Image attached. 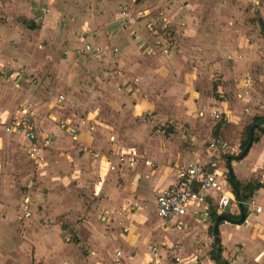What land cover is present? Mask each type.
<instances>
[{
  "label": "crops",
  "instance_id": "obj_1",
  "mask_svg": "<svg viewBox=\"0 0 264 264\" xmlns=\"http://www.w3.org/2000/svg\"><path fill=\"white\" fill-rule=\"evenodd\" d=\"M79 1L0 0V51L5 48L3 43L10 53V63L12 58H16L15 52L19 50L12 45L18 42L19 32L21 27H24L23 21L30 22L34 29L29 30H36L34 34H40V40L46 39L51 43L49 45L60 47L66 44L71 47L75 45V41L79 40L81 44L82 41H87L98 44L107 54L106 59H90L83 67L72 52L77 67H71V71L68 63L57 67L61 73L66 74L67 86H64L61 95L47 103L46 111L49 113L50 123L44 118V121L38 120L39 123L34 126L42 137L50 139L49 147L39 151L35 160H30L26 155L30 162H42L38 167L45 168L40 174L45 175L47 181L43 188L37 189L35 193L27 191L19 198L18 210L22 203L27 204L31 216L33 215L32 219H35L22 236L14 233V226L9 222V212L4 219H0V264H89L88 260L93 257L104 260L103 249L106 251L108 244L112 248L113 257L104 264L114 262L116 251L120 256L123 253L128 262L141 264L149 259L150 249L153 247L158 251L160 264H176L173 258L179 259L182 264H212L210 257L197 261L193 252L186 255L187 250H196L189 245L191 241L187 247L182 245L183 241L194 239L193 231L200 228L198 225L204 228V231L209 228V218L203 220L197 214L204 210V201L190 206L187 214L180 218L163 221L155 216L162 231L161 236H158L154 227L148 226L151 218L149 220L139 204L145 202V198L141 196L143 191L150 190V194L155 198L160 190L174 183L176 170L180 166L177 163L181 160L176 156V141H179V138L185 140L180 126L175 127L176 136L179 137L177 140L173 135L166 139L160 137V141H155L154 138L144 139L145 142L139 147L127 141L117 140L127 134L125 130L120 129V126L124 125L122 120H116L114 115L118 109L123 115L130 117L129 122L136 120L137 115H164L169 118L188 115L187 119H190L195 105L199 107L198 112L202 110L206 114V111L210 110L209 105L214 101L207 96V92L211 88L212 92L214 91V83L217 80L215 78H218L223 83L234 85L236 92H233L232 99L226 103H216L217 108L227 118L236 114L233 127L238 126L237 123L246 118L243 108L250 106L257 98H264V94L253 88L250 76L243 78L237 85L240 75L246 72L250 74L255 65H250L247 61L250 51L258 49L261 41H264V35H261L264 34V15L260 6H257L262 2L157 0L161 3L158 6L160 11L151 16L149 14L150 17L146 19L145 15L144 18L137 19L133 16L136 12H125L126 17H123L120 11L115 12L116 0H94L98 9L96 12H81L74 5ZM131 2L133 3L132 0ZM251 6L254 8L250 17L256 19L257 33L253 31L251 37L245 40V36L240 32L241 29L244 30L243 20L251 13ZM147 11L144 10V13ZM67 13H74L76 17V23L72 25L76 27L73 33L68 32L66 28L60 29L57 25L58 18L63 21V15L66 16ZM152 18L160 22L155 25ZM16 19L20 20L21 27L14 21ZM37 20H40V25ZM166 25L171 27V31H165ZM113 48L117 50L116 53H112ZM0 61L4 62L3 59ZM244 80L250 82L245 92L241 88ZM1 81L2 77L0 91L3 86ZM17 94L19 93L14 89H10V93L7 91L8 99L4 100L9 106L0 111L3 122L12 119L28 120L27 116H31L32 113L24 107L12 111L11 99ZM26 94L24 98H30L29 102L35 101V95L30 92ZM244 96L246 99L241 103ZM206 100H212L211 104H207ZM59 104H62V107H58ZM103 115L113 118L102 117ZM200 119L206 120L202 117ZM64 122L74 130V138L66 136L60 129L59 125ZM228 123L230 124L229 119L226 124ZM212 125L215 126L213 123ZM0 134L20 137L26 154L29 143L21 134L5 133L1 129ZM60 135H65L67 139L62 142ZM139 137L141 136L138 134L137 138ZM263 139L264 136H260L257 142L251 143L242 159L230 160L229 167L226 165L225 155L222 161L219 158L216 161L220 186L231 191L234 201L236 199L226 180L228 174L235 177L240 184L257 179L256 183L264 185V148L246 167V175L242 171H234L233 168L239 162L245 166L243 161L250 154V148L260 144ZM139 141L141 142V138ZM153 147L156 149L152 150ZM126 148H133L141 158L150 162L151 167L137 162L130 168L109 171L105 159L114 164L115 155ZM213 152L214 150L206 152L207 160L206 157L198 159L194 151L188 152L182 160L185 161L183 164L200 161L204 163L203 161L210 159ZM157 155L161 156L162 160L158 161ZM157 161L160 162L158 167ZM139 166L146 168L147 173L137 171ZM157 168L160 173L155 176ZM122 176L126 177V183L120 186L119 190L117 180ZM259 193H262L261 201L258 198ZM210 196L214 197V194L210 193ZM252 197L258 205L263 202L264 187L253 191ZM204 199L207 203L212 201L208 196ZM243 209L244 213L238 204H230L227 214L237 219L235 223L218 222L217 244L213 242L212 226L210 227L211 247H220V256L227 264H244L247 260L246 263L250 264H264V212L258 215L250 214L247 223H239L240 217L246 215L245 208ZM210 212L215 216L213 206ZM218 216L216 214L215 219ZM58 218L62 219L63 226L62 223H56ZM46 220L53 224L48 227L45 225ZM99 221L104 224L101 226ZM242 226L246 230L249 229L246 237L241 234ZM116 229L119 231L115 232ZM173 230L182 232L179 239H174L182 245L180 248L173 245L174 240L169 241L164 236L165 232ZM29 232L40 235V238L36 237L39 239L35 247L27 240L26 235H30ZM50 232H54L57 238L54 236L53 240L47 243L44 234ZM58 234H61L64 240L59 242ZM98 235L101 242L96 239ZM105 242L108 244L104 245ZM65 250L69 251L67 255L64 254Z\"/></svg>",
  "mask_w": 264,
  "mask_h": 264
},
{
  "label": "rangeland",
  "instance_id": "obj_2",
  "mask_svg": "<svg viewBox=\"0 0 264 264\" xmlns=\"http://www.w3.org/2000/svg\"><path fill=\"white\" fill-rule=\"evenodd\" d=\"M258 1L262 2V4L258 3L257 6H260V11L264 15V0H258ZM159 4L161 3L157 2V0H138L133 3L131 2V0H116L115 12L124 11L130 14L136 12L135 14H133V16H136L137 19L139 17L144 18V15H145L144 19H146L147 17H150L151 15L155 14V12L161 10L160 8H158ZM74 5L81 12H90V11L96 12L98 10L97 4L95 3L94 0H80L77 3H74ZM253 8H254L253 6L249 7L251 13L243 20L244 30L241 29L240 33L245 36V40H248L247 37H251L250 34H252L253 31L257 33L256 19L254 17H250L252 16ZM144 10L146 11L148 10V11L144 13ZM152 20L153 22H155V25H157V23L160 22L157 19L155 20L152 18ZM14 21L16 22V24H19L20 20L16 19ZM239 21L240 19H238L237 22L239 23ZM36 22L37 24L40 25V20L39 21L37 20ZM237 22H235V24H237ZM74 23H76L75 14L67 13L66 16L63 15V21L61 18H58L57 25L60 29L66 28L68 32L73 33V31L76 28L72 26L75 25ZM25 26L26 25H24V27ZM24 27H21V30L18 35V42L12 45L15 49L17 50L19 49L17 52H15L16 58L15 57L12 58V63H10L11 62L10 53L5 49L6 46L2 43V46L5 48L0 51V59H3L5 63L3 61H0V78L2 77L1 84L3 85L1 87L2 90L0 91V97L2 99L0 101V111L4 107L8 108L9 106L8 102L5 101L8 99L6 93L7 91H9L10 93V89H14L19 94L15 95V97L11 99V101L13 102L12 111H15L16 109H20L22 107L27 108L29 112L32 113L31 116L30 115L27 116L29 117L28 120L30 121L32 126L36 127L37 123H39L38 120L44 121L45 118L48 121L49 113H47L46 111L47 103L53 100L54 98H56L58 95H61L64 92L63 89L64 86H67L66 85L67 79H65L66 74L64 72L61 73V70L59 71L57 67L67 65V63L70 65L69 66L70 70L68 68L69 71H71V67H73V69L77 67L76 65L77 61L75 60L74 56L71 53L77 48V46H80L81 43L79 40L75 41V45L71 47L69 45L67 46L66 44L60 47L53 44L49 45L51 43L47 42L46 39L42 38V40H40L41 37L40 34L39 35L34 34L36 30H29L27 27L25 28ZM170 28L171 27H167L166 25L165 31L167 32H169V30L171 31ZM28 31H31V33L29 34ZM21 32H27V33L25 34ZM261 35L263 36L264 34ZM106 57L107 54H104V56L101 59H106ZM256 58H258V62H256ZM247 61L250 65L252 63L255 64L251 68L252 74L246 72L240 75V79L237 85L240 84V81L243 78L245 77L249 78L250 76L251 79L253 80L252 81L253 88L257 89L259 93L264 94V41H261L260 47L258 49L250 51ZM18 62H21L22 65ZM1 63H3V65ZM13 72H18V73L14 75L12 74ZM69 74L71 75L72 73L69 72ZM89 75L90 74H88V76ZM215 79L217 80L214 83L215 84L214 91L212 92V88H211L207 92V96H210L214 100L213 102L212 100L210 102L209 100H206V103L208 102L207 104H211L212 102V104L209 105L208 107L210 108V110L212 109V107L218 109L216 103L218 104L221 102L226 103L227 101L232 99L234 93L236 92L234 85L229 83H223L219 81L218 78ZM236 89H238V87ZM28 91L31 94L35 95L36 99L34 102H29L30 98L28 99L27 96L26 98H24L25 95H27L26 93H29ZM250 95H252V92L250 93ZM215 96L221 97L222 98L221 101H219L218 99L216 100ZM245 99L246 97L244 96L243 99L241 100V103ZM58 107H62V104H59ZM121 109H123V107ZM194 109L191 112L192 114H190V119H187L188 115L170 116V118L167 116L164 117V115L161 117L155 115H142V116L137 115V119L134 120L133 122L132 121L129 122L128 119L130 117L123 115L121 113L122 111L117 109L114 118L116 120H122L121 123H123L124 125L123 126L121 125L120 129L125 130L127 134L125 136L118 137L117 140L124 142L127 141V143H130L132 145H138L139 147L145 142L144 139L151 140L154 138L155 141L157 140L160 141L161 140L160 137L166 139L170 135H173L174 138L177 140V138L179 137L176 136L177 131L175 130V127L180 126L181 128L180 132H182L185 140L179 138L181 141L180 140L176 141L178 143L176 144L177 145L176 148L178 151L176 156L181 159L180 162L177 163V165L182 166L183 162H185L182 161L185 158L184 156H186L188 152H192V151H194L197 154L198 159L201 158L204 159V157H206L205 159L207 160L208 155L206 154V152L207 151L210 152V150H212L209 147L210 143L212 142V139H217L220 142V144H217L215 146L213 155H210L209 160L214 162L216 166H217V162H216L217 159L219 158L222 161L223 155L228 156L231 160L235 161L234 158L239 154V147H237V144L240 145V143L245 139L246 137L245 128L251 123L252 118L246 117L244 119H241V121L237 123L238 126L233 127L235 124L233 120L236 117V114L229 115L228 118L226 115H221L223 117H226L227 122L229 119L230 124L229 123L222 124L220 125V129L219 128L215 129V127H212L213 126L212 123L215 121H213L211 117L208 116L210 110L206 111L205 114V112H203L202 110L198 112L199 107L197 105H195ZM194 112H196L197 114ZM65 117H67V112H65ZM102 117H109L110 119L113 118V116H107V115H103ZM200 117L206 120H201ZM138 134L141 137L137 138ZM210 134L211 136L215 135V137L217 138H211ZM59 138L62 142L67 139L65 135H60ZM140 138H141V142L139 141ZM155 143L156 142H154V144ZM61 145L64 146L63 143ZM262 148H264V139L260 141V144H255L254 148H250L251 149L250 154L243 161L245 166L241 165L242 162H239L233 166L234 171L237 170L240 172L242 171L246 175L248 173L246 167L249 166L251 161L253 162L256 154ZM155 149L156 147H153L152 150ZM169 149H172V147H169ZM43 153L45 154L44 151ZM43 153L41 152L40 154L43 155ZM156 159L160 161L162 160V157L157 155ZM158 161L156 163V167L160 166L159 165L160 162ZM203 162L205 163V161ZM40 163L42 162L39 161L35 163L33 161L32 162L28 161L24 151L23 141L20 137L0 134V219H4L7 216V212H9L11 214L9 222L14 226L15 229L14 233H17L20 236H22L25 233V231L28 230L31 221H34L35 219H32L33 215L30 217L31 218L30 220L25 222L18 221L15 218L18 213L19 198L22 194L26 193L27 191L28 192L31 191L35 193L37 189L43 188L45 181H47L46 176L40 174V172L45 169L44 167L43 168H41L40 166L38 167V164ZM155 170H157L155 174L156 176L158 173H160V170L158 168ZM137 171L147 173L146 168H143L141 166L137 167ZM256 180L257 179H254L250 181V183H256L257 182ZM125 183H126L125 176H122L120 179L117 180V187L119 188V190H120V186H124ZM261 195L262 193H259V197H258L260 199L259 201H261L262 199V197H260ZM141 196L145 198L144 203L139 202L140 206L143 209V213L145 215L146 214L148 215L149 220L151 218V222H148V226L154 227V230H156L158 236H161L162 231L159 225L157 224L158 220L154 215V195L150 194V190H149L148 192L143 191V193H141ZM263 203L264 200L261 203L259 202V205H262ZM202 219L204 220L205 217H203ZM40 222L43 223L42 220ZM56 223L57 224L62 223V219L58 218L56 220ZM51 224L53 223H48V221L46 220L45 225L48 226ZM99 224L102 226L104 223L103 221H99ZM208 224H209L208 225L209 228L208 229L206 228L208 234L206 233V231H204V228L198 225L200 228L198 229L196 228L193 231V233L195 234L194 239L193 240L187 239L182 243V245H185V247H187L189 241H191L189 245H191V248L194 247L196 250L195 251L187 250L186 255H189V253L191 254V252H193L194 256L197 257V261L204 260L206 257L208 259V257H210L211 255V252H213V249L211 247L212 241H211V233H210V227L212 226V221L208 220ZM64 227L66 226L64 225ZM44 228L48 229L47 227ZM247 230L242 226L241 234L245 237L248 234ZM117 231L119 230L116 229L115 232ZM115 232L114 234L116 235ZM29 234L30 235L28 234L26 235L27 240L35 247L37 244V239L40 238L39 237L40 235L35 234L33 232L32 233L29 232ZM181 234L182 232L173 230V231L165 232L164 236H166V238H168L169 241H173L174 239H179ZM54 236L55 238H57L54 232L44 234L47 243L51 242ZM58 236L60 237L59 242L64 240L62 239L61 234H58ZM99 237L100 236L98 235L96 239H98V242H101V240H99ZM106 244L108 243L105 242L104 245ZM173 245H176L179 248L182 246L180 243L176 242L175 240L173 242ZM34 247H32V249H34ZM68 252H69L68 250H65L64 254L67 255ZM103 253H104L103 258L105 261L102 259H98L97 257H93L92 259L88 260V263L104 264V262H106L111 257H113L112 248L109 247V244L108 247L106 248V251H104L103 249ZM45 260L47 259L45 258ZM247 261H244V264H250V262L246 263ZM133 263L134 262H128L127 258L122 253L119 262L117 264H133ZM109 264H114V262L110 261Z\"/></svg>",
  "mask_w": 264,
  "mask_h": 264
},
{
  "label": "built area",
  "instance_id": "obj_3",
  "mask_svg": "<svg viewBox=\"0 0 264 264\" xmlns=\"http://www.w3.org/2000/svg\"><path fill=\"white\" fill-rule=\"evenodd\" d=\"M133 2L138 0H132ZM123 17H126L124 11L121 12ZM112 53H116V49H112ZM105 50L98 44H92L87 41H82V44L73 51V55L81 66H86L90 59H98L104 56ZM250 82L244 80L241 84L242 91L247 90ZM60 100V97H59ZM243 114L246 117L258 116L264 114V98H257L251 102L250 106L243 108ZM201 115V114H200ZM215 107H212L208 116L216 124H226V117ZM60 129L64 131L66 136L74 138V130L68 127V123L64 122L59 125ZM0 129L5 133H18L21 134L29 143L26 149V155L30 160L37 159L39 151L47 149L50 144V139L42 137L39 131L26 119H12L8 122H3L0 118ZM220 144L217 139H212L209 147L214 150L215 146ZM107 169L109 171L121 170L124 168H130L137 162L145 167H151L149 161L141 158L133 148H126L119 151L115 155V163L112 164L107 158L105 159ZM219 174L217 173L216 164L211 160L200 163L190 162L182 166H179L175 173V181L168 187L160 190L154 198V210L155 216L163 221H168L173 218H180L187 214L190 206L200 203L206 204L202 212H197L199 218H209L210 208L213 206L217 215L222 216L227 213V210L232 202L245 208L246 215L243 217L242 222L247 223V218L250 214L258 215L264 212V204L258 205L254 197H250L244 202L238 203L233 200L231 191L222 189L219 181ZM224 184V182H221ZM210 193L214 194V197L210 196ZM211 198V203L205 201V197ZM31 217V212L28 209L27 204L22 203L19 207L16 219L18 221L27 220ZM119 252L114 253V263L117 264ZM176 264H182L179 259L173 258ZM38 264H44L43 262ZM141 264H160L158 251L155 247L150 249V256L147 261Z\"/></svg>",
  "mask_w": 264,
  "mask_h": 264
},
{
  "label": "trees",
  "instance_id": "obj_4",
  "mask_svg": "<svg viewBox=\"0 0 264 264\" xmlns=\"http://www.w3.org/2000/svg\"><path fill=\"white\" fill-rule=\"evenodd\" d=\"M28 29H34V26L30 24V22L23 21L22 22ZM216 100L218 99L221 101V97L215 96ZM220 125H222L220 122L215 124V129L220 128ZM246 130V137L245 139L240 143L239 145V154L234 158L235 160H240L242 159L246 152L249 149V146L251 143L257 142L259 135L264 136V114L258 115V116H253L251 123L245 128ZM215 137V135H212ZM248 143L250 144L248 146ZM226 165L229 167V161L231 160L228 156L226 157ZM229 170V168H228ZM227 183L232 189L234 198L236 199V202L241 203L250 198L253 195V191H255L258 188L264 187V185L258 184V183H246V184H240L235 177H233L231 174L227 175ZM242 213H244V209L242 207ZM216 217V214L210 212L209 214V220L214 221ZM224 217L226 221L235 223L237 218H233L232 216L228 215L227 213L224 214ZM219 251V253H217ZM210 261L212 264H227V262L220 256V247L214 246L213 247V252H211L210 255Z\"/></svg>",
  "mask_w": 264,
  "mask_h": 264
},
{
  "label": "water",
  "instance_id": "obj_5",
  "mask_svg": "<svg viewBox=\"0 0 264 264\" xmlns=\"http://www.w3.org/2000/svg\"><path fill=\"white\" fill-rule=\"evenodd\" d=\"M250 144L248 143V146ZM243 220V217H240L239 219V223H241ZM218 222H227L225 217L222 215V216H218L214 222H213V225H212V234H213V242L214 244H217V225H218ZM218 252V251H217Z\"/></svg>",
  "mask_w": 264,
  "mask_h": 264
}]
</instances>
